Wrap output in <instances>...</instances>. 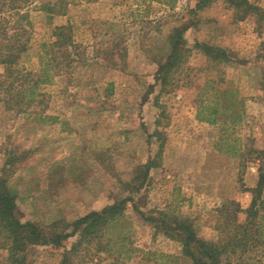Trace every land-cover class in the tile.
I'll return each mask as SVG.
<instances>
[{
    "label": "rangeland",
    "instance_id": "rangeland-1",
    "mask_svg": "<svg viewBox=\"0 0 264 264\" xmlns=\"http://www.w3.org/2000/svg\"><path fill=\"white\" fill-rule=\"evenodd\" d=\"M248 1L264 9V0ZM30 3L0 0V58L14 55L0 62V177L17 194L18 219L49 231L131 201L99 238L77 233L60 247L31 246L27 264H61L75 246L72 264H191L180 242L148 220L161 214L189 217L201 238L225 242L230 203L250 206L242 190L257 185L264 158L256 152H264V23L226 0L197 12L195 0ZM186 25L192 53L162 90L156 71ZM197 41L228 48L234 62L216 66L193 48ZM209 79L246 99L235 129L197 120ZM154 159L135 190L138 167ZM248 256L264 264V247Z\"/></svg>",
    "mask_w": 264,
    "mask_h": 264
},
{
    "label": "trees",
    "instance_id": "trees-1",
    "mask_svg": "<svg viewBox=\"0 0 264 264\" xmlns=\"http://www.w3.org/2000/svg\"><path fill=\"white\" fill-rule=\"evenodd\" d=\"M25 1L28 5L31 4V0ZM195 1L196 8L193 12L205 9L216 0ZM226 2L242 12V17L256 18L258 28H261L264 23V9L248 0H226ZM13 9L19 12L21 7ZM188 27L189 25H186L175 29L171 36L170 53L166 60L158 66L156 82L161 85L162 90H166L173 84V81L175 82L174 76L192 53V49L188 47L184 38ZM65 29V27H60L59 35H63ZM6 36L7 29L3 23H0V41L2 37L4 39ZM2 48L4 47L0 44V57H2ZM193 48L216 66L234 62L231 51L226 47L197 41ZM8 50L11 51L12 48H8ZM13 56L9 53L4 59L0 58V62L10 63ZM63 62L67 61L64 59ZM261 87L264 91V80L261 82ZM245 101L244 97L239 96L237 89L223 87L216 80L209 79L205 82L199 95L196 118L199 122L210 125L223 123L227 129H235L245 118ZM238 141L240 142L241 139ZM256 152L259 158L264 155L263 151ZM157 165L158 163L154 159L138 167L137 176L134 179L137 182L135 190H139L148 178L150 169ZM258 173L257 185L242 190L252 194L250 206L247 209H242L237 202L230 203L234 206V211L233 214L227 213L225 218L228 221L225 223V228L229 230L225 242L217 243L201 238L194 222L189 217L174 216L167 221L166 216L161 214L158 219L150 217L148 220L155 223L157 230L163 232L165 236L180 242L182 254L190 260L191 264H257L256 259L248 256V253L258 247H264V214H262V211L264 212V158L258 167ZM16 201L17 194L8 185L7 180L0 177V264H27L26 253L31 246L54 245L60 247L64 240L77 233L81 235V241L97 239L110 225L125 216L126 205L131 199L118 200L101 211L91 212L72 223L64 224L63 227H59L60 224L55 223L49 228V231L36 223L21 222L16 215ZM223 209V214H226L228 208L224 207ZM238 213L245 214L243 222L238 223ZM75 252L76 246L65 252L61 264H72Z\"/></svg>",
    "mask_w": 264,
    "mask_h": 264
}]
</instances>
